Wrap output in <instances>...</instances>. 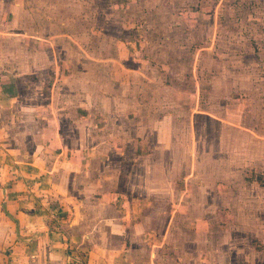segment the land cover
<instances>
[{
    "label": "rangeland",
    "instance_id": "1",
    "mask_svg": "<svg viewBox=\"0 0 264 264\" xmlns=\"http://www.w3.org/2000/svg\"><path fill=\"white\" fill-rule=\"evenodd\" d=\"M31 3L36 4L32 20L38 24L37 34L51 31L68 34L69 42L59 39V45L64 47L63 51H67V46L75 55L74 49L80 46L84 72L79 93L68 92L71 98L63 101L64 105H42L39 116L46 119L58 112L74 119L92 114L99 118L104 114L105 119L111 116L110 107L117 105L119 121L124 116L121 112L134 116L135 123H140L139 132L155 135L162 129L166 140L186 149L183 161L178 159L184 162L183 172L175 169L172 174L181 177L179 183L184 188L180 204L176 203L178 212L187 209L190 203L200 210L208 207L212 218L197 223L213 231L214 242L228 239L246 249L253 244L256 247L261 244L257 248H263L264 0H33ZM45 20L49 22L46 28ZM115 60L118 78L122 76L119 64L135 71L127 83L129 90L124 91L134 97L133 101L128 97L133 103L107 99L99 102L103 90L98 86L109 80ZM95 67L99 73H93ZM116 92L120 91L107 88L112 96ZM32 107L21 105L22 113L18 116L15 111V117L11 115L13 111L6 110L11 114L0 118V129H4L0 143L16 147L19 141L29 143L24 131L35 125V121L29 120ZM45 119L37 121L41 130L48 127ZM113 132L117 134V130ZM110 140L125 144V138ZM139 141L141 138H136L134 145ZM149 141L152 145L153 139ZM204 181L207 185L201 187ZM31 187L39 199L47 194L42 191L47 185L31 184ZM53 190H58L56 185ZM25 201L26 206H33L31 198L26 197ZM54 202L58 200L52 202L54 211L62 210ZM161 203L160 207L165 208L166 202ZM53 222L59 226L61 214H56ZM9 235L0 239L3 248L0 264H32L24 258L29 255L28 250L23 252L25 245L14 247L13 234ZM54 249L63 254L64 264H94L90 249L60 246Z\"/></svg>",
    "mask_w": 264,
    "mask_h": 264
},
{
    "label": "crops",
    "instance_id": "2",
    "mask_svg": "<svg viewBox=\"0 0 264 264\" xmlns=\"http://www.w3.org/2000/svg\"><path fill=\"white\" fill-rule=\"evenodd\" d=\"M25 1L0 0V118L11 113L15 117L17 111L19 116V107L30 104L34 107L29 120L35 121L24 131L29 137L28 144L23 141L26 146L22 141L17 147L0 143V239L13 234L12 244H24L23 252L29 253L24 258L32 264H64L65 257L54 249L57 246L90 249L94 264H236L237 260V264H263L264 247L257 248L261 244L246 249L228 239L212 240L213 231L197 223L212 218L208 207L200 210L190 203L178 212L176 203L180 204L184 188L181 177L172 174L184 169L178 159L186 149L172 145L162 129L155 135L139 132L140 123L125 112L119 121L120 107L115 104L123 100L130 104L134 98L124 91L129 90L127 83L135 71L123 63L118 65L120 78L115 60L105 85L95 82L103 90L99 102L119 101L112 103L110 118L92 114L71 119L58 112L46 119L39 116L42 105H64L71 98L68 92L79 93L82 54L80 46L74 49L76 55L67 46L63 51L59 39L69 42L66 33L39 36L38 24L32 20L36 4ZM48 23L45 20L43 26ZM99 72L95 67L93 73ZM107 88L120 92L112 96ZM98 106L101 111L102 105ZM39 119L46 120V130V126L38 128ZM112 138H125V144L112 143ZM136 138L141 142L134 145ZM147 138L153 139L152 145ZM31 184L47 185L42 190L47 194L39 199ZM205 185V181L200 184ZM26 197L33 206L25 205ZM55 200L62 210L54 211ZM161 202H166L165 208ZM58 213L62 222L56 226L53 217Z\"/></svg>",
    "mask_w": 264,
    "mask_h": 264
}]
</instances>
